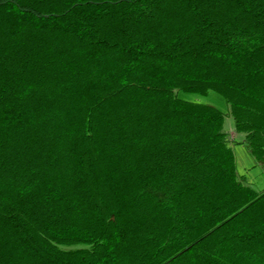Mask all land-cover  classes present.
<instances>
[{"label": "trees", "instance_id": "trees-1", "mask_svg": "<svg viewBox=\"0 0 264 264\" xmlns=\"http://www.w3.org/2000/svg\"><path fill=\"white\" fill-rule=\"evenodd\" d=\"M210 89L264 163V0H0V264H264Z\"/></svg>", "mask_w": 264, "mask_h": 264}, {"label": "rangeland", "instance_id": "rangeland-1", "mask_svg": "<svg viewBox=\"0 0 264 264\" xmlns=\"http://www.w3.org/2000/svg\"><path fill=\"white\" fill-rule=\"evenodd\" d=\"M181 96L192 101L211 103L224 112L223 130L226 131L227 143L233 148L238 174L245 183L250 184L258 190L263 189L264 163L252 157L247 143L243 141L244 134L235 131L233 117L230 115L228 104L224 101L223 97L213 89H210L206 94L197 91L181 92Z\"/></svg>", "mask_w": 264, "mask_h": 264}]
</instances>
